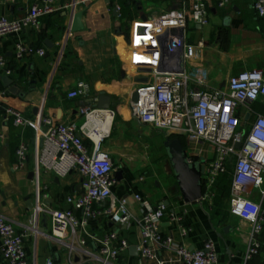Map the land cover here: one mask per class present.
Segmentation results:
<instances>
[{"label":"crops","instance_id":"obj_1","mask_svg":"<svg viewBox=\"0 0 264 264\" xmlns=\"http://www.w3.org/2000/svg\"><path fill=\"white\" fill-rule=\"evenodd\" d=\"M32 1L0 0V16L9 20L22 18ZM203 1L209 12L207 26L193 21L191 8L195 0H54L56 11L40 19L37 31L27 30L0 38V58L5 60V69H0V93H5L0 99L1 112L13 108L36 127L47 116L64 123L76 121L81 125L83 119L78 116V109L88 104L97 107L95 99L105 94L111 98V108L120 119V129L135 128L139 137L159 133L165 142L164 134L131 117L132 96L140 85L148 83V69L153 67L157 58L156 42L146 35L144 22L162 12L187 9V27L182 32L186 47L180 53V66L188 72L202 69L209 75L205 86L191 83L192 88L221 89L230 78L242 72L264 71V17L258 15L254 0H232L226 8H220L216 0ZM79 14H82L84 28L74 32ZM199 43L204 46L200 47ZM18 44L43 49L46 55H25L18 60L15 54ZM5 78L13 81L24 96L11 93ZM82 83L88 88L87 98L70 99L69 93ZM257 115L264 116V100L248 109L242 107L241 128L248 130ZM35 136L34 126H16L13 117L5 118L0 124V215L24 236L28 264H47L49 260L53 264H96L81 252L70 253L63 243L51 238V220L47 211L68 209L67 197L82 194L83 189L76 175L58 179L42 170L36 173ZM180 138L181 141L184 139L182 143L193 162L214 159L215 154L209 145H196L185 137ZM110 142L107 139L104 143L107 151ZM22 143L29 144L31 150L27 167L19 170L16 153ZM86 144L91 146L89 142ZM108 148L113 150L109 152L116 167L120 164L116 172H122V180L116 179L117 185L113 189L114 202L117 204L120 199L128 198L135 218L125 228L115 226L103 215L90 220L89 236L83 232L80 234L86 245L76 240L78 248L96 254L97 240L118 232L128 241L130 248L114 264H140L142 238L137 221L141 210L134 200V195H140L153 208L164 206L168 213L177 216L176 221H163L164 239L172 237L178 245L191 251L203 249L211 240L221 264H244L251 226L229 211L233 163L229 175L217 180L211 202L201 200L187 204L178 192L165 147V158L160 161V167L151 161L148 153L130 151L127 146ZM126 154L133 157L132 163L127 162ZM255 199H259L257 192ZM110 206L109 201L104 205L95 204L93 209L99 212ZM76 217L81 219V213L76 212ZM260 240L264 243V232ZM156 249L164 264H179L173 251ZM0 264H8L1 253ZM249 264H264V246Z\"/></svg>","mask_w":264,"mask_h":264},{"label":"built area","instance_id":"obj_2","mask_svg":"<svg viewBox=\"0 0 264 264\" xmlns=\"http://www.w3.org/2000/svg\"><path fill=\"white\" fill-rule=\"evenodd\" d=\"M231 1L216 0L220 8H226ZM53 2L33 0L26 15L19 19L9 20L0 16V38L19 35L27 30L37 31L40 19L56 11ZM254 6L258 15L264 17V0H254ZM191 13L195 23L202 26L209 24L208 7L203 0H195ZM144 25L146 35L156 42L157 58L153 67L148 69V83L140 85L135 91L138 99L130 103L131 117L163 133L165 137H185L196 145L207 144L211 147L215 157L205 160L203 201H212L217 180L228 172L229 165L233 163L229 211L251 226L244 258V264H249L264 246L260 240L264 232V116L257 115L248 130L242 129L240 110L264 100V71L254 69L242 72L230 78L221 89L192 88L191 83L205 86L209 75L202 69L181 70L179 57L186 47L182 32L187 27V9L162 12L144 22ZM165 35L166 40L158 43ZM199 46L203 47L204 43H199ZM163 47L166 53H163ZM15 54L18 60H22L25 55L43 57L46 51L18 44ZM0 69H5L3 58H0ZM6 72L11 75L10 71ZM3 96L5 93H0V99ZM87 96L88 88L83 83L69 93L70 99ZM95 103H98V99H95ZM78 116L83 119L81 125L76 121L64 123L47 116L36 127L19 111L8 108L2 113L0 106V124L5 118L13 117L16 126L35 127L37 174L42 170L58 179L76 175L81 182L83 193L67 197L68 209L47 211L51 220V238L63 243L70 253L81 252L96 264H114L130 248L128 241L121 238L118 232L98 239L96 254L78 248L76 240L86 245V240L81 239L80 234L83 232L89 236V221L100 215L120 228L128 227L135 218L128 198L120 199L117 204L114 202L113 189L117 185L115 173L118 167L110 152L104 148L117 114L112 108L101 110L88 104L78 109ZM238 143H242L240 150L236 149ZM30 150L29 144L20 145L16 153L17 169L27 167ZM256 192L259 195L257 201ZM1 193L0 180V196ZM134 200L141 210L137 221L142 238L140 264H164L158 258L156 247L173 251L179 264H221L213 241H208L203 249L191 251L178 245L172 237L164 239L163 221H176L177 216L168 213L164 206L153 208L140 195H134ZM109 201L110 207L94 211L93 205H104ZM76 212L81 213V219L76 217ZM0 253L8 264H28L24 236L1 215ZM47 264H53L52 260Z\"/></svg>","mask_w":264,"mask_h":264},{"label":"water","instance_id":"obj_3","mask_svg":"<svg viewBox=\"0 0 264 264\" xmlns=\"http://www.w3.org/2000/svg\"><path fill=\"white\" fill-rule=\"evenodd\" d=\"M81 19L82 14H79L76 17V21L73 26L74 32L83 30L84 27L82 25ZM171 33H175V31H172ZM166 38L167 35L161 38V43H163ZM162 51L163 53H166L164 47ZM5 84L7 87L10 88L9 90L11 93L19 94L21 97L24 96L23 93H19L20 91L18 87L16 85H13V81H11L9 78H5ZM137 99L138 95L135 92L132 96V102H136ZM97 107L101 110L110 109L111 98L105 94H102L98 99ZM133 119L141 123L138 119ZM164 147L177 181V189L180 193L181 199L187 204L201 201L204 192V175L206 173V161L201 160L191 162L185 150V147L179 138L166 137ZM241 147L242 143H238L236 145L237 150H240ZM115 177L118 181H121L122 172H116ZM134 250V248L131 249V251L133 252Z\"/></svg>","mask_w":264,"mask_h":264},{"label":"rangeland","instance_id":"obj_4","mask_svg":"<svg viewBox=\"0 0 264 264\" xmlns=\"http://www.w3.org/2000/svg\"><path fill=\"white\" fill-rule=\"evenodd\" d=\"M120 119L116 118L112 127L111 136L108 140H111V144L107 146V149L110 152H113L111 148L108 147H124L127 146L131 150L136 151L137 153H148L151 157V161L157 162V165L160 167V161L165 158V151L163 147V137L159 133L152 132V135L148 137H139L137 129L129 127L119 128ZM127 124V123H126ZM156 131V130H155ZM159 132V131H157ZM114 133V134H113ZM161 133V132H160ZM163 134V133H162ZM113 145V146H112ZM117 149V148H116ZM124 155V154H123ZM128 157L127 162L132 163L133 157ZM126 160V159H125ZM118 169H120V164Z\"/></svg>","mask_w":264,"mask_h":264},{"label":"trees","instance_id":"obj_5","mask_svg":"<svg viewBox=\"0 0 264 264\" xmlns=\"http://www.w3.org/2000/svg\"><path fill=\"white\" fill-rule=\"evenodd\" d=\"M180 138V137H179ZM181 139V138H180ZM183 142H184V139L182 140ZM229 170H231V166L229 165V167H228V171ZM229 173H230V171L229 172H227L226 174H224V175H222L221 177H224V178H226L228 175H229ZM228 174V175H227ZM227 175V176H226ZM226 176V177H225ZM220 177V178H221ZM219 181V180H218ZM218 183V182H217ZM217 183H216V186H217ZM224 183V181L223 182H221V184H220V186L222 185ZM218 187H219V184H218ZM224 187V186H223ZM223 189V188H222Z\"/></svg>","mask_w":264,"mask_h":264}]
</instances>
